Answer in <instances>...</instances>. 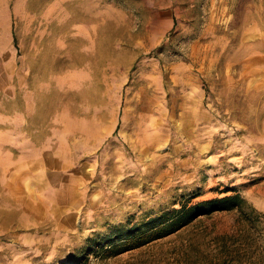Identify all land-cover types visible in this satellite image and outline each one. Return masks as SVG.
Masks as SVG:
<instances>
[{"label":"rangeland","instance_id":"obj_1","mask_svg":"<svg viewBox=\"0 0 264 264\" xmlns=\"http://www.w3.org/2000/svg\"><path fill=\"white\" fill-rule=\"evenodd\" d=\"M233 193L264 215V0H0V264L264 259L236 210L86 250Z\"/></svg>","mask_w":264,"mask_h":264},{"label":"trees","instance_id":"obj_2","mask_svg":"<svg viewBox=\"0 0 264 264\" xmlns=\"http://www.w3.org/2000/svg\"><path fill=\"white\" fill-rule=\"evenodd\" d=\"M13 41L15 43V37ZM179 205L178 209L162 210L155 215L143 216L135 222L115 225L105 234L90 239L91 246L86 250L92 252L97 249L104 257L116 256L175 233L200 216L214 212L236 210L240 219L250 225L261 217L264 218V215L259 214L238 193L195 202L187 200ZM65 264H81V256L71 258ZM217 264H225V262L221 261ZM248 264H264V259L253 258Z\"/></svg>","mask_w":264,"mask_h":264}]
</instances>
